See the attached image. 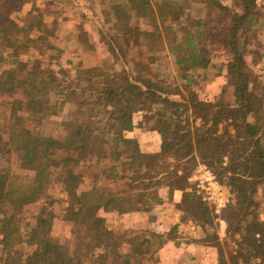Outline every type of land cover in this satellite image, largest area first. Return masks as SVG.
<instances>
[{"label":"trees","instance_id":"16d2710c","mask_svg":"<svg viewBox=\"0 0 264 264\" xmlns=\"http://www.w3.org/2000/svg\"><path fill=\"white\" fill-rule=\"evenodd\" d=\"M29 1L0 0V46L9 50L0 53V104L13 106L0 129V153L16 156L28 179L25 186L14 185L11 159L0 162V263L153 264L151 235H166L145 230L125 238L99 212H149L162 203L163 188L186 189L193 169L203 163L234 194L222 214L228 235L241 237L238 250L230 251L231 264H264V221L252 213L263 206L264 214V83L253 82L246 61L258 0H196L201 5L194 16L184 11L188 0H98L112 13L94 20L113 61L124 69L79 64L75 74L45 66L40 57L22 58L31 50L47 55L57 49L51 29L57 20L46 21L41 9L26 24L13 17V8ZM134 19L143 27L133 28ZM167 47L180 70L190 74L212 65L216 52L223 51L234 101H206L194 90L185 94L169 83L153 69L156 54ZM66 105L71 111L59 133H44L43 122ZM138 111L157 116L159 156L145 153L137 138L128 136ZM88 176L89 187L82 189ZM53 184L66 195L64 216L79 238L75 250L55 236L52 209L36 214L32 222L24 223L20 215ZM259 188L263 203L257 200ZM187 203L185 212L215 242L213 211L195 194ZM100 240L127 242L131 252L113 246L108 253L113 256L96 258Z\"/></svg>","mask_w":264,"mask_h":264},{"label":"rangeland","instance_id":"374dc122","mask_svg":"<svg viewBox=\"0 0 264 264\" xmlns=\"http://www.w3.org/2000/svg\"><path fill=\"white\" fill-rule=\"evenodd\" d=\"M183 1V0H180ZM186 1V0H184ZM196 0H188L187 3H183L185 5V13H191L192 16L198 15V6L201 5L195 2ZM87 2V0H86ZM90 5L94 4L93 12H97L100 17H103L104 14L108 13L110 10L109 6H104L95 2V0H88ZM87 2V3H88ZM77 3V4H76ZM259 7L257 13V21L254 22L250 31L247 33V52H246V61L248 66L253 71V82L260 81L264 83V0H258ZM40 9L43 11L44 19L49 23H52V19H58L56 22L58 24L51 25V29L54 32L55 36L52 38V42L57 49L53 50L50 54L40 55L37 51L31 50L22 56L23 59H34L36 57H40L45 66H50L55 70L64 67L69 70L70 73L75 74V67L72 63L66 62L67 59L64 54V50L61 49V45L64 44V37H70V39H74L71 35L68 34L69 25L71 23V19L67 21V25L62 22V15H70L72 17L77 15L78 2L77 0H30L25 3L23 6L13 8V17L20 23L26 24L30 20L35 19L40 14ZM80 13H83L81 18L77 19L81 22L78 25L73 26L79 32L76 34V39L80 41H86L87 35L84 32L85 26L90 28H99L98 21L87 22L86 17L87 13H90L87 8V4L79 7ZM109 12L112 13L110 10ZM85 14V15H84ZM68 17V16H67ZM73 20V19H72ZM185 22L188 23L189 19H185ZM62 24V25H60ZM141 24L140 21L134 19L132 22L133 28L138 29ZM36 33V32H35ZM72 37V38H71ZM6 47L0 46V53L7 54ZM9 51V50H8ZM171 52V51H170ZM86 51H83L82 54L85 55ZM90 54V52H88ZM95 57L93 61H101L102 56L99 54H94ZM158 57L157 63L153 66V69L156 72H160L167 79L169 83L174 85H179V88L182 89L183 92L188 93L190 90L196 91L203 100L206 101H217L221 98H225L229 102H233L235 99V87L229 83L228 81V73H227V60L228 56L223 51H217L216 55L213 59V64L207 68L200 69L193 74L190 72H183L180 70L178 65L176 64V59L173 53H167L166 51H161L156 54ZM83 62V60H81ZM99 68H103L108 71L117 70L118 72H122L124 69V65L120 62L117 63L113 61L112 55L110 58L102 59V62H97ZM160 63L161 65L159 66ZM82 64V63H81ZM93 62H89V65H93ZM86 66V65H85ZM84 66V67H85ZM88 67V66H86ZM93 67V66H89ZM112 69V70H111ZM192 73V72H191ZM173 97H178L174 95ZM71 106L66 105L61 111L60 115L45 120L43 122L42 130L44 133H54L58 134L60 131V122L68 119V115L71 111ZM13 109L12 104H0V129H3L4 124V116L5 113L9 110ZM139 112V111H138ZM143 112V111H142ZM146 123L144 125L150 129V127H154L156 124L157 116L152 111H146ZM251 119H255V116H251ZM143 122V120H140ZM146 128V129H147ZM148 129V130H149ZM262 143L264 145V133L262 135ZM159 154V153H158ZM8 159H11V164L13 167V175H12V183L16 186H25L28 184V179L24 176L23 170L19 168V160L16 156L9 157V155H4L0 153V162H7ZM225 161L228 160L225 158ZM203 164L199 163L198 165ZM197 165V166H198ZM196 166V167H197ZM195 167V168H196ZM194 168V169H195ZM193 169V171H194ZM189 178V177H188ZM223 179V178H222ZM90 178L86 179V183L83 185L82 189H87L89 187ZM188 185V181H187ZM66 195L61 191V187L58 184H53L49 189L48 194L41 199L40 201L33 203L31 205L26 206L21 212L20 215L25 222H32L33 217L46 210L52 209L56 213L55 219V236L62 242L71 246L72 249H77L79 245V238L76 234H74V230L72 224L67 220V217L64 216L65 209V199ZM259 202L263 203L262 197V188H259L258 199ZM263 205V204H262ZM262 207L254 208L252 213H256L257 217L264 221V214L262 213ZM164 212V211H163ZM159 217L163 216V214L159 211ZM99 215L105 218L108 227L113 230L116 234L120 236H124L125 238L130 237L132 232L139 231H149L150 233H156L159 235H164L162 232L153 226H151L149 222V217L146 215L139 217L135 216L133 213H119V212H104L100 211ZM146 216V217H145ZM213 219L216 221V217L213 214ZM164 237H157L151 235V245L150 251L156 257L157 261L153 264H160V259L158 256V249L165 242ZM161 244V245H160ZM95 251L93 252V256L96 258L100 257H111L114 253L108 254L110 251L115 249L113 246L117 247L120 253H129L131 252V246L127 242L124 241H112V240H100L96 244ZM224 249L227 251L228 259L230 257V251L238 250V246L234 243H228L225 245ZM233 252V251H232ZM107 253V255H105ZM226 259V258H225ZM154 258H152L151 262H153ZM230 260V259H229Z\"/></svg>","mask_w":264,"mask_h":264},{"label":"crops","instance_id":"0c3cea01","mask_svg":"<svg viewBox=\"0 0 264 264\" xmlns=\"http://www.w3.org/2000/svg\"><path fill=\"white\" fill-rule=\"evenodd\" d=\"M97 1L98 0H95L96 3H98ZM221 1L227 4H233L234 2V0ZM77 2L78 9L82 5L87 4L88 11H90V13L85 16L87 22L91 21L94 23V18L96 16L100 17L97 12H95V15L92 10L95 8L94 4L90 5L88 0V3L86 0H77ZM182 2H184V0ZM78 9L77 15L82 17L83 15L81 14L83 13H80L82 11ZM60 15L63 17L62 22L64 25H67V21L71 19V23L68 24V34L74 37V39L72 37V39H70V37H64V39H66L64 44L61 45V49L65 51L63 56L67 59L66 62L72 63L74 66L82 63L83 66L98 67L97 62L100 63L102 59L110 58L111 53L102 38L99 28L96 30V28L85 26L84 32L87 35V40L80 41L75 38L79 31L73 26L78 25L81 21L77 19L81 18H74L77 17V15L72 17H69L70 15ZM55 20L58 19H52V23H54ZM83 51L87 53L83 55ZM165 51L171 53L168 47ZM88 52H90V54ZM95 53L102 56L101 61H93ZM81 60H83V62ZM90 61L94 64L89 65ZM145 112L146 111H139L134 114V128L132 131L128 132V136L137 138L141 149L145 153L156 157L161 154L162 138L159 132L155 130V127L152 126L150 129L147 128V126L144 127L146 119H143V117L146 118L148 116ZM140 120H143V122ZM193 194L194 193H191L187 188L178 189L173 192L168 188H163L161 190L162 203L153 207L149 212H137L133 214L139 217L146 215L149 217L148 223L157 228L159 232L166 235L164 244L158 249L160 264H231L224 247L227 242L234 243L238 246L237 240L240 241L241 237L237 235L236 239H232L227 233V223L221 217L215 221L217 224L218 238L215 242L209 240L205 228L184 210L188 205V197ZM159 211L163 216L159 217ZM185 216H187V219L184 220Z\"/></svg>","mask_w":264,"mask_h":264},{"label":"built area","instance_id":"2783aa9c","mask_svg":"<svg viewBox=\"0 0 264 264\" xmlns=\"http://www.w3.org/2000/svg\"><path fill=\"white\" fill-rule=\"evenodd\" d=\"M187 189L213 211L216 219L222 217L223 211L234 198L231 187L205 164L194 169L188 178Z\"/></svg>","mask_w":264,"mask_h":264}]
</instances>
